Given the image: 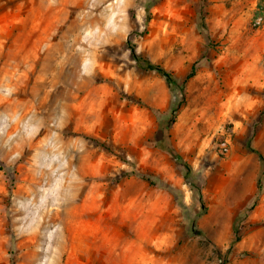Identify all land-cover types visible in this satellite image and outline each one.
I'll use <instances>...</instances> for the list:
<instances>
[{"label": "rangeland", "instance_id": "374dc122", "mask_svg": "<svg viewBox=\"0 0 264 264\" xmlns=\"http://www.w3.org/2000/svg\"><path fill=\"white\" fill-rule=\"evenodd\" d=\"M259 180L264 0H0V264H264Z\"/></svg>", "mask_w": 264, "mask_h": 264}, {"label": "trees", "instance_id": "16d2710c", "mask_svg": "<svg viewBox=\"0 0 264 264\" xmlns=\"http://www.w3.org/2000/svg\"><path fill=\"white\" fill-rule=\"evenodd\" d=\"M149 16V15H148ZM147 16L146 21L149 20V17ZM128 45L130 46L129 50H130V55L132 57V59L134 60L136 66L144 71H153L156 72L159 76H161L167 83V85L170 88H178L182 90V87L188 82V80H190L193 75H194V68L192 67L190 73L182 80V82L180 84H177V82L175 81L173 75L163 69L162 67L153 64L151 61H149L148 59H145L141 56H139L136 53V49L135 46L133 44L128 43ZM172 124V122H166V128L164 129L162 126L163 124H161V129H162V134L160 136V140L157 141L156 145L159 149H161L162 151H164L165 153H167L173 160L177 161L180 165H182L184 171H185V178L187 177V172L189 171V166L188 164L180 157V155L178 154V152L176 151V149L170 144L169 142V134H168V130L170 128V125ZM128 176V174H124V175H120L117 177V179H122L124 177ZM264 191V187H262L260 180L257 182V194L260 195L262 192ZM257 203V200H255V202L253 203V206H255ZM235 242L238 241V239L234 240Z\"/></svg>", "mask_w": 264, "mask_h": 264}]
</instances>
